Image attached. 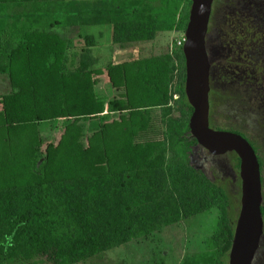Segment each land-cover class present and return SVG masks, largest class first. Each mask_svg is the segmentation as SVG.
<instances>
[{
  "label": "trees",
  "instance_id": "obj_1",
  "mask_svg": "<svg viewBox=\"0 0 264 264\" xmlns=\"http://www.w3.org/2000/svg\"><path fill=\"white\" fill-rule=\"evenodd\" d=\"M191 5L0 0V77L12 86L0 95V264H82L212 211L215 230L183 264H229L240 212V159L229 153L236 194L192 163L199 146L189 131L193 108L185 95L183 45L159 57L95 68L97 42L84 32L111 26V43L121 48L151 43L162 33L184 35ZM67 34L82 42L79 53L69 56ZM102 82L118 93L108 103L96 89ZM223 99L211 90L210 127L240 135L254 149L264 224L263 146L226 127L229 117L216 120ZM154 109L164 127L161 139L138 142L150 131ZM57 119L65 122L61 132L53 143H42L38 125ZM85 121L98 128L83 144Z\"/></svg>",
  "mask_w": 264,
  "mask_h": 264
},
{
  "label": "rangeland",
  "instance_id": "obj_2",
  "mask_svg": "<svg viewBox=\"0 0 264 264\" xmlns=\"http://www.w3.org/2000/svg\"><path fill=\"white\" fill-rule=\"evenodd\" d=\"M216 7L212 31L207 42L209 52L212 55L211 78L213 89L218 91L225 99L217 106L216 115L218 116L215 118L216 120H223L224 117H229L231 121L225 122L226 127L247 132L252 140L263 146L264 151V76L262 84L257 86H254V84L249 87L237 86L236 84L242 81V74L245 71L235 75L232 69L234 67L227 66L225 62H221L223 59L217 57L220 50H223L225 46L222 39H225L223 35H227V32L232 31L234 36L241 30L244 31L246 26H250L251 29L254 27L264 33V0H219ZM232 19H236V25L224 29V24ZM84 32L93 36L97 42V46L93 50L94 56L98 58V64L95 68H104L109 64L117 65L142 58L148 59L166 55L170 53L172 48L178 47V41L184 36L181 33H162L158 34L156 40L151 43L125 46L123 50H119L121 47L114 46L111 43V26H95ZM67 37L71 39L70 45L73 47L68 50L69 56L79 53L82 42L75 36L67 34ZM244 44V42H239L240 46ZM257 52V59L246 60L254 61L257 69L261 68L264 71V44L260 45ZM261 74H264V72ZM96 87L103 103H108L118 96V93L105 82ZM11 89L12 86L8 78L0 77V95L8 94ZM151 115L152 125L150 131L143 138H139L138 142L161 139L164 127L160 121V110H152ZM57 120L56 122L38 125V136L42 143H53L56 140L65 123L62 119ZM81 125L83 132L81 142L85 144L86 138L98 127L96 122L91 121H85ZM191 161L208 177L214 176L224 183H229V190L236 194L235 183L237 178L231 167L229 154L213 156L203 148L197 147L193 150ZM216 221V211H212L210 214H202L195 219L166 228L161 233L111 250L99 259L82 264H183L187 257L199 253L204 248V242L216 228ZM253 264H264V227Z\"/></svg>",
  "mask_w": 264,
  "mask_h": 264
},
{
  "label": "water",
  "instance_id": "obj_3",
  "mask_svg": "<svg viewBox=\"0 0 264 264\" xmlns=\"http://www.w3.org/2000/svg\"><path fill=\"white\" fill-rule=\"evenodd\" d=\"M213 0H192L182 47L185 95L193 108L189 131L197 145L213 156L235 153L240 159V212L229 253V264H253L263 235L260 166L249 142L235 133L216 131L209 124L210 63L206 35Z\"/></svg>",
  "mask_w": 264,
  "mask_h": 264
},
{
  "label": "flooded vegetation",
  "instance_id": "obj_4",
  "mask_svg": "<svg viewBox=\"0 0 264 264\" xmlns=\"http://www.w3.org/2000/svg\"><path fill=\"white\" fill-rule=\"evenodd\" d=\"M218 1L215 2V0H213L212 12H211L210 20H209L208 32L206 35V51H207V55H208V59L210 63V92L211 90H213V83H212V78H211V68L213 66V63L211 61L212 55L209 52L207 40H208L209 34L212 31L213 17L215 15V9L217 8L216 5ZM235 21L236 19L228 20V22L224 24V29H226L227 27H234L236 25ZM223 36L225 37V39L224 38L222 39L223 42H225L224 44L225 46L223 45L224 46L223 50H220L219 54L217 55L218 59H223L221 62H225L227 66L228 65L233 66L234 68L232 67L231 68L235 72V75L239 74V72L241 71H245L242 74L243 75L241 79L242 81L238 82L236 85L242 86V87H249L252 84H254V86L262 84L264 74H261V73H263L264 71L261 70V68L257 69L254 61L250 62L249 60H246V59H257L256 57L258 53L257 51L260 45L264 44V33L262 31L257 30L254 27L253 29H251L250 26L249 27L246 26V29L244 31L241 30L238 34H235L234 36H233L232 31L227 32V35H223ZM239 42H244L245 44L240 46ZM256 70L259 71L260 73H258ZM210 92H209V95H210ZM223 132H226V131H223Z\"/></svg>",
  "mask_w": 264,
  "mask_h": 264
},
{
  "label": "crops",
  "instance_id": "obj_5",
  "mask_svg": "<svg viewBox=\"0 0 264 264\" xmlns=\"http://www.w3.org/2000/svg\"><path fill=\"white\" fill-rule=\"evenodd\" d=\"M139 44H142V43H139ZM136 45V44H135ZM96 47H94V48H92V50H91V55H92V57L94 58V59H98L97 57H95L94 56V52H93V50L95 49ZM134 48V47H133ZM123 50V48H120L119 50ZM125 51V50H124ZM142 59H144V58H142Z\"/></svg>",
  "mask_w": 264,
  "mask_h": 264
},
{
  "label": "built area",
  "instance_id": "obj_6",
  "mask_svg": "<svg viewBox=\"0 0 264 264\" xmlns=\"http://www.w3.org/2000/svg\"><path fill=\"white\" fill-rule=\"evenodd\" d=\"M184 41H185V38H184V36H183V37L181 38V40L178 41L177 45H178V46L183 45V44H184Z\"/></svg>",
  "mask_w": 264,
  "mask_h": 264
}]
</instances>
